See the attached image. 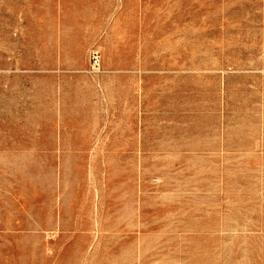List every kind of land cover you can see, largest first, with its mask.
I'll return each mask as SVG.
<instances>
[{"label":"rangeland","instance_id":"1","mask_svg":"<svg viewBox=\"0 0 264 264\" xmlns=\"http://www.w3.org/2000/svg\"><path fill=\"white\" fill-rule=\"evenodd\" d=\"M0 264H264V0H0Z\"/></svg>","mask_w":264,"mask_h":264},{"label":"built area","instance_id":"2","mask_svg":"<svg viewBox=\"0 0 264 264\" xmlns=\"http://www.w3.org/2000/svg\"><path fill=\"white\" fill-rule=\"evenodd\" d=\"M99 63H100V58H99V56H98V55H94V56H93V65H94V66H98Z\"/></svg>","mask_w":264,"mask_h":264}]
</instances>
